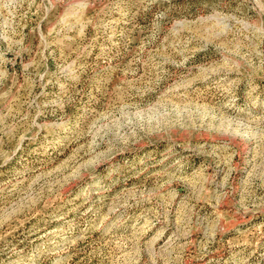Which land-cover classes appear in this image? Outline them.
<instances>
[{
    "label": "rangeland",
    "instance_id": "1",
    "mask_svg": "<svg viewBox=\"0 0 264 264\" xmlns=\"http://www.w3.org/2000/svg\"><path fill=\"white\" fill-rule=\"evenodd\" d=\"M0 264H264V0H0Z\"/></svg>",
    "mask_w": 264,
    "mask_h": 264
}]
</instances>
